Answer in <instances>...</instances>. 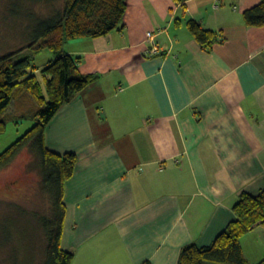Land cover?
<instances>
[{
  "label": "crops",
  "instance_id": "0c3cea01",
  "mask_svg": "<svg viewBox=\"0 0 264 264\" xmlns=\"http://www.w3.org/2000/svg\"><path fill=\"white\" fill-rule=\"evenodd\" d=\"M260 1L126 0L121 31L65 44L95 78L44 134L50 152L77 159L62 199L71 264H177L184 246H209L225 230L242 192L259 194L264 27L242 14ZM189 19L222 42L203 51ZM240 246L257 264L264 226Z\"/></svg>",
  "mask_w": 264,
  "mask_h": 264
},
{
  "label": "trees",
  "instance_id": "16d2710c",
  "mask_svg": "<svg viewBox=\"0 0 264 264\" xmlns=\"http://www.w3.org/2000/svg\"><path fill=\"white\" fill-rule=\"evenodd\" d=\"M23 1L59 4L60 7L48 17L35 19L30 32L31 42L26 48L0 57V134L5 132L9 120L29 116L34 121L25 134L0 154V169L7 167L23 149L37 158L41 190L51 204L48 215L40 220L46 243L42 264H71L73 255L60 245L65 217L62 199L64 184L72 176L77 159L72 153L57 155L50 152L45 146V129L65 105L95 81L94 77L78 72L80 59L66 54L65 44L121 31L126 0H14L10 12L21 11ZM172 1L179 4L185 0ZM242 17L249 28L264 27V0L245 10ZM186 27L205 52L222 42L216 32L203 29L194 20L189 19ZM44 50L53 52L55 58L38 70L33 60ZM24 99L28 103L25 104ZM14 102L32 107L19 115H9L8 110ZM231 211L234 219L211 245L198 247L192 243L184 246L177 264H248L240 239L255 227L264 226V181L258 195L242 192ZM257 264H264V255Z\"/></svg>",
  "mask_w": 264,
  "mask_h": 264
},
{
  "label": "rangeland",
  "instance_id": "374dc122",
  "mask_svg": "<svg viewBox=\"0 0 264 264\" xmlns=\"http://www.w3.org/2000/svg\"><path fill=\"white\" fill-rule=\"evenodd\" d=\"M12 1L0 0V57L26 48L35 19L48 17L60 7L23 1L21 11L10 12ZM54 58L53 52L44 50L33 61L40 70ZM17 107L14 102L8 114H17ZM33 125L29 116L9 120L0 134V154ZM50 205L41 190L37 158L27 149L21 150L7 167L0 169V264L43 263L46 243L40 220L48 215ZM261 260L262 257L257 263Z\"/></svg>",
  "mask_w": 264,
  "mask_h": 264
},
{
  "label": "built area",
  "instance_id": "2783aa9c",
  "mask_svg": "<svg viewBox=\"0 0 264 264\" xmlns=\"http://www.w3.org/2000/svg\"><path fill=\"white\" fill-rule=\"evenodd\" d=\"M146 39H147V41L149 42V45H150L149 52L152 53V54L159 53V49H158V47L156 46V44L154 42L153 34L152 33H148L147 36H146Z\"/></svg>",
  "mask_w": 264,
  "mask_h": 264
}]
</instances>
